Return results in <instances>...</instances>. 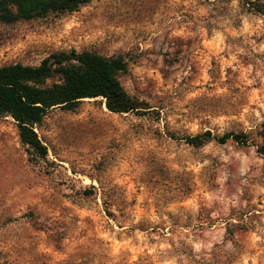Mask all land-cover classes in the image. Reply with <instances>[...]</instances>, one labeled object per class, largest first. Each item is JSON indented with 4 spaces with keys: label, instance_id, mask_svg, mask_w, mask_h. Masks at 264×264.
Here are the masks:
<instances>
[{
    "label": "rangeland",
    "instance_id": "rangeland-1",
    "mask_svg": "<svg viewBox=\"0 0 264 264\" xmlns=\"http://www.w3.org/2000/svg\"><path fill=\"white\" fill-rule=\"evenodd\" d=\"M71 50L122 57L140 109L50 111L45 160L0 117V264H264V17L242 0H100L0 24V67ZM204 132L246 139L185 140Z\"/></svg>",
    "mask_w": 264,
    "mask_h": 264
},
{
    "label": "trees",
    "instance_id": "trees-1",
    "mask_svg": "<svg viewBox=\"0 0 264 264\" xmlns=\"http://www.w3.org/2000/svg\"><path fill=\"white\" fill-rule=\"evenodd\" d=\"M94 1L100 0H0V24L73 13ZM242 1L264 17V1ZM126 70L127 63L120 56L104 57L74 50L50 54L34 67L21 64L0 67V117L14 122L19 141L27 153L45 160L47 149L34 129L50 111L72 112L84 100L103 98L107 111L113 114L138 112L140 103L131 98L119 82V74ZM245 139V134L227 133L216 137L210 132L185 138L194 147L211 140L224 144L228 140L244 143Z\"/></svg>",
    "mask_w": 264,
    "mask_h": 264
},
{
    "label": "bare ground",
    "instance_id": "bare-ground-1",
    "mask_svg": "<svg viewBox=\"0 0 264 264\" xmlns=\"http://www.w3.org/2000/svg\"><path fill=\"white\" fill-rule=\"evenodd\" d=\"M103 99V98H102Z\"/></svg>",
    "mask_w": 264,
    "mask_h": 264
}]
</instances>
